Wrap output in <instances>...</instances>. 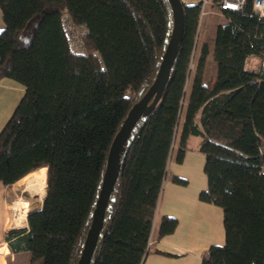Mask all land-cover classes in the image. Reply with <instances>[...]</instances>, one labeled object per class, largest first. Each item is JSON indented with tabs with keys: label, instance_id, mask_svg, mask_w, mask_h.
Masks as SVG:
<instances>
[{
	"label": "trees",
	"instance_id": "obj_1",
	"mask_svg": "<svg viewBox=\"0 0 264 264\" xmlns=\"http://www.w3.org/2000/svg\"><path fill=\"white\" fill-rule=\"evenodd\" d=\"M182 1L170 76L123 144L89 264H143L172 149L178 139L182 161L191 135L206 156L199 197L223 208L226 232L201 264H264V64L247 66L251 56L264 59V17L251 4L225 10L212 49L216 75L204 76L205 44L187 93L201 2ZM0 9V80L25 87L0 131V180L47 167L43 205L28 213L29 228L8 232L9 244L28 250L29 264H78L111 145L158 75L173 9L169 0H0ZM65 20L86 27L83 52L72 49ZM177 225L164 216L159 236Z\"/></svg>",
	"mask_w": 264,
	"mask_h": 264
},
{
	"label": "crops",
	"instance_id": "obj_2",
	"mask_svg": "<svg viewBox=\"0 0 264 264\" xmlns=\"http://www.w3.org/2000/svg\"><path fill=\"white\" fill-rule=\"evenodd\" d=\"M184 1L191 4L198 0ZM4 25L0 9V30ZM24 93V85L15 79L3 77L0 80V131L13 115ZM193 157L197 163L196 171L199 173V181L195 187H190L192 181L186 170L193 164L190 162ZM205 159L206 156L200 149L186 150L182 161L177 159L174 161L170 157L167 169L171 161H174L173 166L170 177L167 179L168 171L165 175L166 189L165 192H161L162 196L160 195L157 207L159 220L155 214L151 232L153 243L148 248L143 264H201L212 245L225 243L223 208L215 203L201 200L199 197L200 191L206 189L208 185L204 170ZM41 168H46V172L42 171L43 174L40 175L47 181L46 166L31 171L12 184H5L0 180V264H29L30 262L31 255H28L30 252L24 249L14 251L10 247L7 234L24 227L29 228L26 218L28 213L42 207L46 191L42 194V188L37 185L46 188L47 182H38L34 175ZM174 176L185 178L187 182H178L173 178ZM23 214L26 216L24 217ZM164 216L176 217L178 225L173 232L159 236V227Z\"/></svg>",
	"mask_w": 264,
	"mask_h": 264
},
{
	"label": "water",
	"instance_id": "obj_3",
	"mask_svg": "<svg viewBox=\"0 0 264 264\" xmlns=\"http://www.w3.org/2000/svg\"><path fill=\"white\" fill-rule=\"evenodd\" d=\"M173 9L174 26L171 38L158 71V75L148 91L133 105L111 145L102 188L93 214L91 227L78 264H89L94 253L100 231L103 227L105 209L117 181L120 168V152L124 142L143 114L149 113L159 101L170 76L178 47L183 38L185 27V8L182 0H169ZM155 96V97H154ZM154 97V98H153Z\"/></svg>",
	"mask_w": 264,
	"mask_h": 264
},
{
	"label": "rangeland",
	"instance_id": "obj_4",
	"mask_svg": "<svg viewBox=\"0 0 264 264\" xmlns=\"http://www.w3.org/2000/svg\"><path fill=\"white\" fill-rule=\"evenodd\" d=\"M226 20H227V18L225 17L224 12L220 11V9L214 4H212V5L209 4L207 7L206 14H204L202 17L200 16V24H199L198 33H197L196 40H195V47H194L192 62H191V73H190V77L188 79V84H187V88H186L187 93L190 90L192 79H193L195 69H196V66H197V63L199 60V56H200L201 50L205 44H208L210 51H209V54L207 56V60H206V64H205V75L204 76L206 78H209L213 75H216L217 64L213 59L212 49L214 46V40H215L217 26L220 23H224ZM261 63L264 64V59L261 60L260 58H257L255 56H251L247 60V66H250L251 68H257ZM199 143H200V136L191 135L189 137V140L187 143L188 144L187 150H191V151L199 150L198 149ZM177 145H178V139L175 141L174 147H173L172 152H171V154H172L171 157H172V160L174 159V161H176L177 155H178V148H177L178 146ZM194 160H195V157H193L190 161V162H193L191 167H189L186 170V172L188 173V176L190 177V180L192 181V185L190 187H195V184H198V181H199V178H198L199 173L196 171L197 163ZM174 161H171V165L167 169V171L169 172L167 179L170 177V172H171ZM42 171L46 172V168H41L40 170H38L34 174L35 179L38 182L46 183L47 181H45V178H43L40 175V174H43ZM167 179L164 180V182H163V190L161 191L162 193H163V191L165 192V189H166V186H165L166 182L165 181H167ZM37 186L41 187L39 185H37ZM161 196H162V194H161ZM156 214H157V218L159 220V212L157 211ZM149 240H151L153 243V238L151 236H150ZM151 244H149L148 246H150ZM28 255H31V254L29 253Z\"/></svg>",
	"mask_w": 264,
	"mask_h": 264
},
{
	"label": "built area",
	"instance_id": "obj_5",
	"mask_svg": "<svg viewBox=\"0 0 264 264\" xmlns=\"http://www.w3.org/2000/svg\"><path fill=\"white\" fill-rule=\"evenodd\" d=\"M200 2L201 17L206 14L209 4L216 5L222 12L225 10H243L248 4H251L253 11L264 17V0H200ZM64 25L72 49L83 52L85 50L83 36L86 33V27L76 26L68 20H65ZM151 243L152 241L149 240L148 245Z\"/></svg>",
	"mask_w": 264,
	"mask_h": 264
},
{
	"label": "bare ground",
	"instance_id": "obj_6",
	"mask_svg": "<svg viewBox=\"0 0 264 264\" xmlns=\"http://www.w3.org/2000/svg\"><path fill=\"white\" fill-rule=\"evenodd\" d=\"M42 194H44V193H42ZM21 204V203H20ZM18 215V214H17ZM23 216L25 217L26 215L25 214H23ZM22 217V216H21ZM20 218V217H19ZM27 218V217H26ZM23 219V218H22ZM25 220V219H24ZM25 222V221H24Z\"/></svg>",
	"mask_w": 264,
	"mask_h": 264
}]
</instances>
